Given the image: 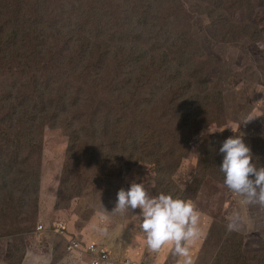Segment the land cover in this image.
<instances>
[{
	"label": "rangeland",
	"instance_id": "obj_1",
	"mask_svg": "<svg viewBox=\"0 0 264 264\" xmlns=\"http://www.w3.org/2000/svg\"><path fill=\"white\" fill-rule=\"evenodd\" d=\"M140 1L0 0V264H33L26 259L37 255L40 264H78L65 250L72 229L98 241L102 220L144 238L139 208L113 210L133 181L194 205L202 227L194 264H264V205L229 189L217 166L223 142L243 135L264 167V0ZM164 7L165 24L155 15ZM144 12L159 23L140 24ZM168 33L178 36L176 57L167 55ZM114 65L192 86L180 101L169 85L119 94ZM60 77L70 90L86 81L79 94L94 96L98 120L114 111L124 126L114 114L74 132L55 106ZM229 125L238 132L207 131Z\"/></svg>",
	"mask_w": 264,
	"mask_h": 264
},
{
	"label": "clouds",
	"instance_id": "obj_2",
	"mask_svg": "<svg viewBox=\"0 0 264 264\" xmlns=\"http://www.w3.org/2000/svg\"><path fill=\"white\" fill-rule=\"evenodd\" d=\"M227 128L238 132L231 125L215 130L209 127L207 131L223 132ZM219 151L224 154L220 170L224 173L225 185L234 192L246 195L250 202L264 205V167L257 168L252 162L253 153L243 135L228 137ZM137 208L140 209L141 217L139 228L146 233L148 249L158 251L164 244L173 242L175 252L186 257L184 264H192L185 245L198 235L196 225L199 214L194 205L171 194L151 196L145 183L133 181L130 188L118 191L113 210L123 212L126 209L135 211Z\"/></svg>",
	"mask_w": 264,
	"mask_h": 264
},
{
	"label": "trees",
	"instance_id": "obj_3",
	"mask_svg": "<svg viewBox=\"0 0 264 264\" xmlns=\"http://www.w3.org/2000/svg\"><path fill=\"white\" fill-rule=\"evenodd\" d=\"M142 4L143 2L139 0L137 6H141ZM155 15L157 17L161 16L162 19L164 20L163 21L164 24L167 22L168 18L166 17L163 18L166 15L165 7L163 8L162 11L159 12V14H155ZM138 20L140 24H147L148 22H152L154 26L157 25L160 21L158 19H154L150 21V16L146 12L142 13ZM82 23L84 24V22ZM80 24H78V26ZM155 29L156 27L150 31V35L156 38L158 36H157ZM182 36L184 37L185 43L195 42L194 39L190 36H186V35H182ZM67 46L68 45L66 44H62V48H60V50L67 49ZM168 48H169V50L167 51L168 56L176 57L180 54V51L178 50V36L174 37L171 35V33H168ZM56 49L59 50L58 47ZM191 51L192 49L190 50L189 55L192 57ZM159 56H160L161 61H165V58L167 57L164 54H161ZM137 60H140V57ZM127 63H130V62H127ZM157 65L162 67V63H157ZM148 67H151V65L148 64ZM169 67L172 68L173 66L169 65ZM113 68L114 69H109V73L112 75L119 76L122 80L121 83H117V85L114 87L116 89L118 88L119 94L124 93L126 89H127L128 94L132 93V91L134 90L136 86L142 85V84L150 85L153 88L160 89L162 91L167 87V85H169V84L160 85L157 82L154 74L151 72L142 73V72H138L137 70H135V71H132V73L131 72L129 73L127 70H125L126 67L123 68V65H114ZM30 71L32 72V70ZM177 71H178V74H181V71L179 69H177ZM67 84H68L67 80H65L63 77L58 78L56 82V88L54 89V91L61 90L62 92H64V98H62L61 101L57 102L55 106H57V108L66 117L69 128H71L74 132L76 133H79V131L83 132L90 128L91 129L95 128L97 124H102L104 122L109 123L112 120V117L114 114L117 116L116 119H118V123L121 126H124L126 116H122L121 114L118 115V113L114 111H104L105 113L104 121L98 120L99 114L103 111L99 110L100 106H96L95 108L92 107V104L94 103V96L87 95V97H82V95L79 94V92H81L84 89V87L87 86L86 81H82L80 84L76 85V87H74L73 90H70L69 87H67ZM126 84H130V85L126 86ZM169 86H170L169 87V97H171L172 100L174 101H180L185 97L186 94H188L185 91V89L187 87H191L192 83H186L184 81V83L182 84L177 83V84L169 85ZM190 96H194V95H190ZM195 96L197 97V95ZM117 97L119 98L120 96H117ZM122 102L123 100L118 101V103H122ZM179 109H182V107H179ZM182 117H185V115H183ZM188 117H190V115H188ZM252 153L256 155L254 152ZM209 155H212V154H209ZM209 158L207 159L208 162H209ZM219 162L220 163L217 164V166L220 169V166L222 165V162H223V156L219 157ZM78 163H79V160H78ZM209 169L210 170L212 169V164L210 162H209V165L203 168V170L207 171ZM210 173L216 177L213 171ZM222 179L224 180V173H223Z\"/></svg>",
	"mask_w": 264,
	"mask_h": 264
},
{
	"label": "crops",
	"instance_id": "obj_4",
	"mask_svg": "<svg viewBox=\"0 0 264 264\" xmlns=\"http://www.w3.org/2000/svg\"><path fill=\"white\" fill-rule=\"evenodd\" d=\"M109 205L112 206L110 203ZM115 206V205H114ZM140 210V209H139ZM101 213L97 212V216H100ZM104 215V214H103ZM110 216V214H106ZM134 221V219L132 220ZM112 222V221H111ZM129 222V221H128ZM104 224V225H103ZM115 226L105 223L103 220L96 226L95 229V236L98 241L89 240L86 238L83 233L84 231H78L72 229L75 232L76 238L81 239L82 241L87 242H95V243H102L106 245L112 252L117 254L118 256L128 257L133 259L135 262L140 264H161V260H163L162 264H184V260L186 257H182L175 252V245L173 242H169L164 244L161 249L158 251H150L147 247V240L146 234H144V238L137 236L134 232V228L128 225L127 228L123 224L114 223ZM198 235L199 232L202 231V227L200 225H196ZM105 232V234H103ZM143 240V242L141 241ZM197 243H195V239L185 245L189 251V257L192 260V264L196 261V256L198 252V248L200 246L199 237L197 236ZM110 243V244H109ZM196 246V248H195ZM171 249V252L166 251L165 249ZM76 262L78 263V258L74 257ZM159 258L160 261L156 260ZM33 264H40V262L45 261V257L37 256H28L27 262L29 260ZM50 262V257H47V262ZM80 264V263H78Z\"/></svg>",
	"mask_w": 264,
	"mask_h": 264
},
{
	"label": "built area",
	"instance_id": "obj_5",
	"mask_svg": "<svg viewBox=\"0 0 264 264\" xmlns=\"http://www.w3.org/2000/svg\"><path fill=\"white\" fill-rule=\"evenodd\" d=\"M58 234H64L65 227L61 224L58 225ZM37 230H43V226L39 225ZM106 246L102 243L82 241L79 238H71L65 245L66 253L78 258L80 264H138L133 259L128 257H120L110 249H104Z\"/></svg>",
	"mask_w": 264,
	"mask_h": 264
}]
</instances>
